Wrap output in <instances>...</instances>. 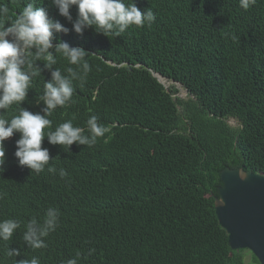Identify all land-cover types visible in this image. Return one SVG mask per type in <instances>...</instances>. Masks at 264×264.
Returning <instances> with one entry per match:
<instances>
[{"label": "trees", "instance_id": "obj_1", "mask_svg": "<svg viewBox=\"0 0 264 264\" xmlns=\"http://www.w3.org/2000/svg\"><path fill=\"white\" fill-rule=\"evenodd\" d=\"M27 2L0 0L9 8L0 24ZM35 3L68 29L54 33V45L82 47L90 65L83 81H73L72 100L48 117L45 132L71 120L90 135L86 122L93 115L109 131L94 145L74 142L69 149L45 138L50 160L39 173L19 166V133L5 141L0 220L21 226L12 240L0 241V264H14L4 255L8 246L20 250L17 261L38 257L40 264H244L247 250L230 249L214 198L225 167L264 176V0L247 10L240 0H134L155 21L109 37L94 28L77 34L75 6L70 21L52 0ZM56 58L51 70L36 62L43 71L4 118L21 107L43 114L39 102L51 71L67 75L66 68L77 67ZM151 72L182 86L187 98ZM49 208L58 209V226L45 238L47 247L29 248L25 225L33 218L42 224Z\"/></svg>", "mask_w": 264, "mask_h": 264}, {"label": "clouds", "instance_id": "obj_2", "mask_svg": "<svg viewBox=\"0 0 264 264\" xmlns=\"http://www.w3.org/2000/svg\"><path fill=\"white\" fill-rule=\"evenodd\" d=\"M58 8L59 14L72 20L70 10L73 6L78 11V17L73 23V30L82 34L86 28H94L99 34L107 37L119 36L129 26H144L155 21L154 12L148 8L142 11L132 0L125 4L124 0H52ZM256 0H240V6L247 10ZM9 8L0 4V17L7 16ZM67 33L68 29L59 22L49 18L43 7L36 6L35 0H29L15 19L0 24V173H3L6 162L5 141L14 133H19L16 141L15 157L21 167H27L33 172H41L48 165L50 154L47 148H42V141L47 138L52 145L71 146L74 142L79 145H94L98 137L109 131L107 127L98 123L93 115L87 120V131L73 126L71 120L61 123L54 131H47L52 126L48 118L57 107L66 106L73 97V81H83L90 71L86 57L88 52L82 47H72L60 41L54 45V33ZM34 50V51H33ZM59 53L76 68H66L67 75L55 68L51 71V80L44 81V91L41 101L44 107L42 113H33L20 108L17 115L11 119L4 118V113L13 105H21L27 98L32 87L33 78L41 74L43 69L37 66V61L44 62V68L51 70L57 63ZM38 103V104H39ZM50 172L55 168L49 167ZM63 178L67 175L64 169L59 171ZM59 211L49 208L42 224L37 219H31L25 225L23 241L32 249L47 247L45 238L58 226ZM20 222L15 219L0 220V241L12 240L20 228ZM94 251V250H90ZM4 255L14 259V264H40L38 257L24 258L17 261L21 255L19 249L6 248ZM80 253H77V257ZM67 264H77L76 259H69Z\"/></svg>", "mask_w": 264, "mask_h": 264}, {"label": "water", "instance_id": "obj_3", "mask_svg": "<svg viewBox=\"0 0 264 264\" xmlns=\"http://www.w3.org/2000/svg\"><path fill=\"white\" fill-rule=\"evenodd\" d=\"M151 75L167 89L160 79L166 78L154 72ZM219 179L214 213L230 249L247 250L264 264V176L225 167Z\"/></svg>", "mask_w": 264, "mask_h": 264}, {"label": "rangeland", "instance_id": "obj_4", "mask_svg": "<svg viewBox=\"0 0 264 264\" xmlns=\"http://www.w3.org/2000/svg\"><path fill=\"white\" fill-rule=\"evenodd\" d=\"M165 85L168 86V89L170 87L175 88L177 90V94H176L177 97L182 98V99L187 98V92L179 84H171V82L168 81V84H165ZM227 124L232 126V127H236L238 125L237 121L234 119L227 120ZM243 254H244V257H243L244 264H254L251 260V257H250V254L248 253V251H245Z\"/></svg>", "mask_w": 264, "mask_h": 264}, {"label": "bare ground", "instance_id": "obj_5", "mask_svg": "<svg viewBox=\"0 0 264 264\" xmlns=\"http://www.w3.org/2000/svg\"><path fill=\"white\" fill-rule=\"evenodd\" d=\"M161 79V81L164 83V84H168V80H166V79H163V78H160ZM171 82V81H170ZM171 84H175V83H172L171 82ZM186 91V90H185Z\"/></svg>", "mask_w": 264, "mask_h": 264}]
</instances>
